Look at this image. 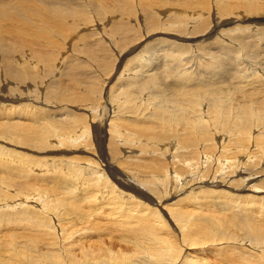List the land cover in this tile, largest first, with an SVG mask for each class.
<instances>
[{"label": "rangeland", "instance_id": "374dc122", "mask_svg": "<svg viewBox=\"0 0 264 264\" xmlns=\"http://www.w3.org/2000/svg\"><path fill=\"white\" fill-rule=\"evenodd\" d=\"M15 1H16V6L19 5L20 0H15ZM47 1L48 0H26L24 3L23 2L20 3L22 4V7L17 8V13H19L20 15L21 13L23 14L21 16L18 15L20 16L18 20V24H20V26L24 30L20 28H16L17 24L15 23L17 22H14L13 24L11 23V21L10 23H4V26H6L4 27V29H6L5 30L6 35H4V37L8 39L9 41L10 40L11 41L9 42L8 40L7 41L5 40L3 42V45H0V67H1L0 68V116H3L4 114L3 117H5L6 116L5 113L8 112L7 110L12 111L13 109L12 107H15L13 111H17V109L22 108L24 104H29V105L32 104L33 108H35L36 106H40L41 111L39 110V108L36 109L38 111L37 114H39V117H41V120L39 119V117L36 118L39 121H42L43 117L46 118L48 116L44 114L45 113L44 109L48 111L49 116H52L51 117L52 119L48 118V122L47 121L46 122L48 125H51V123L53 126L55 125L52 129L59 130V131L74 129L76 127V124L82 121L85 123L88 122V125L86 124V126L90 128L91 132L87 131L88 135L90 136L88 140L85 139L82 142L81 141L77 142V144H79L78 148L71 147L72 142L67 143L66 148L69 149L70 153L65 152V149L62 148V146H60L61 148L56 147V145L53 148L49 146L35 147L32 143H28L27 145H24V146L23 145L18 146V145H15L14 143L9 144L5 142L4 139L0 138V144L3 145V147H0V149H3V150L13 149L23 159L24 163H26L27 160H31L27 158V155H29L30 157H36V159H39L40 157L43 160L46 158L56 157L55 158L56 164L59 162L65 164L66 162H69V158L67 157H74L75 158L74 160L77 159L76 162H80L83 159H93L94 161L101 162L103 165L104 164L108 165V162L105 163L106 159L108 158V154L105 151L108 152L106 147L110 143L109 142L110 134L108 133L110 128L108 125L109 121H107V119L109 118L110 113L112 115L114 114L113 112H110V110L114 108L116 109V112H118L119 110L125 109V112H127L126 108L128 106L130 107L134 106L135 109L136 108L138 109L136 110L138 111V113L145 112L146 114H148L147 116H149V114L151 113V110L148 107H151L153 104L158 103L157 101L160 100L161 98L160 95H162V93L160 92H163V91H166V92L172 91L170 93L171 94L174 93L177 99H180V96H179L180 94L188 92L190 93L191 98L187 100H191L194 103L198 102L199 100L205 103L209 99L213 100L214 98L215 100H217L218 98V100L225 101L223 105L227 107L226 109L222 110V112L229 111L234 114L235 113L243 114L244 112L252 109L257 114H255L251 118V121L248 122L249 127H253V125L264 127V82H261L260 84V82H256V81L254 82L252 79H248V77L249 78L251 77L250 76L251 71L246 70V73L244 74V66L246 64L249 65L250 62L253 63L251 64L253 65V67L255 66V70L258 71V73L259 72L261 73V71H263L264 69V63H263L264 62V32L262 33L260 32V30L258 29L259 25H254L255 24L254 22L249 21V20H252L251 17L264 16V12H262L261 14H255L250 11L245 12L242 17L248 18L247 21L242 20V17H240L241 20L239 18L232 19L234 18V16H239V15H236L239 13L235 12L234 10L237 9L236 11H239L241 13V11L251 9V6L248 4L249 0H222V1L221 0L220 1L209 0L210 1L209 4L206 3L207 0H116V1L115 0H104L102 1L103 4H101V0L100 1L97 0L98 2L95 5L91 3V0H84V1L83 0H69L73 2L72 3L68 2L67 4L64 3L66 0H61V1L58 0V2H51L54 0H50V3H47ZM106 2L108 3L109 7L106 8V11H104L103 5H105ZM251 2H253L254 4H258L259 2L264 6V0H251ZM45 3L47 4L44 5ZM80 3H83L82 6L80 5ZM23 4L26 5V8H24L25 6H23ZM241 6H243L244 8ZM36 7H38V9ZM114 9L115 11L113 12ZM200 10H205L206 14L209 12L208 13L209 20L205 21L203 17L195 16L196 15L195 13L197 12H194V11L200 12ZM28 12H31L29 14H32V15H29V17H31L30 21L32 22V24L21 22V19H20L21 17L27 19ZM106 12H108L107 15H106ZM214 12L217 13L220 17H222V19H232L233 20L232 23L230 24H228L227 20H224L223 22L226 25H223L224 28L221 27L219 29L220 33L218 30H217L218 32L215 30L217 27L213 30L214 27L212 25V19L214 20V18H212V13L214 14ZM110 14L111 15L113 14L114 16H111ZM64 16H65V19L66 18H69V19H66L67 22L65 23V25H62L61 23H62ZM110 17H112V19H110ZM72 18L73 20H71ZM55 19L56 21L53 22V20ZM227 26H229V28H227ZM230 26H232V28L235 26V29L228 31L230 29ZM256 28L259 31H257ZM67 29L69 30L67 31ZM209 29H211V31L212 30L214 31L213 33L214 36L210 37L209 39H205L206 37L204 35L203 36L204 38H201L202 37L201 35H203L205 32L208 33ZM186 35H190L191 37H194L191 39V42H200V43L209 42V44H200V46L197 44L196 46L198 47V49L195 50V53L191 54L190 56H187L188 54H187L186 48L192 46L193 44L184 45V44H187L188 42L181 40V39H184L183 37ZM173 39L175 40L176 43L180 45L179 46L180 48L175 47L171 44L166 45V43H164V41L170 42V40L172 41ZM147 42L149 43L150 46H155V47L150 48V50H152L151 53L153 55L151 53H147V55L151 57L150 60L153 59L152 60L153 62L150 61L148 66H146L144 69L145 70L151 69V66H150L151 63H152V67L153 68L155 67L154 69L158 68V65H161V68L159 71L154 70L155 73L153 72V75L158 79V81L156 79L154 80L156 82H159V88L155 90H153L154 87L152 88V85H150L151 83L148 84L147 85L148 87H146L145 89L143 88L142 90H139L141 88L140 84H142V82L146 83L147 80H149L148 79L149 76H146L145 74L141 75L139 73L141 70H139L135 65V63L137 64L139 59L142 62H144L141 57H138L135 63H134V59L132 60V58H134L137 55V53L141 50V48L148 45ZM161 42H162V46L164 44L167 47L166 48L164 46V49L167 52L170 51L169 53H171L172 51L173 54L175 52L179 53L178 56L180 55L179 56L180 60H177L178 64L177 62L174 63L175 67L170 65L169 68H166L167 66L165 65V63L169 62L172 59V56H169V53L168 55L166 53V56L164 55V49L162 51L160 47ZM157 47H160V49ZM205 50L206 52H204ZM181 52L182 53L185 52L186 54L185 53L182 54ZM218 59H222L223 60L222 63L224 64L222 65L221 62L218 61ZM249 60L251 61L249 62ZM15 61H21L23 65L20 67V65L16 64L17 62ZM190 61H192L191 62L192 64L189 63ZM202 61H207V63L208 62L210 63L206 64ZM162 62H163V65H162ZM180 66H182V68ZM218 67H219L218 70L213 71L217 69ZM164 69L167 71L165 72ZM187 70L188 72H186ZM124 71H126L127 73L123 74L122 72ZM211 71L213 72L210 73ZM135 74H137L138 77L139 76L140 77L139 78L137 77L135 81L134 79L129 80V83L127 81V84H132L138 81L136 83V85L138 86L135 85L136 87H134L132 90H129V88H131L130 86L132 85L125 84L124 82L125 78L127 76L129 78L131 76H136ZM118 75H120L121 78H117V77H120ZM21 76H23V78H21ZM161 77H163L164 80ZM244 81H248L249 83H252V84H249L244 87L243 86L245 85L243 84ZM114 82L115 83L121 82V84L118 85L119 91H115L118 88L117 86L115 85L111 86L112 83ZM120 90H123L122 91L123 93L120 92ZM134 90L137 92L135 93ZM125 91H129V93H134L135 95L138 94L137 95L138 101H136V104H134L135 102H132V101L130 102V104H129V101H118L115 98L117 97L119 98V100H122L123 98L127 97L129 94L128 92H125ZM119 92L123 95H120ZM145 92H146V95H145ZM75 95L77 98L75 97ZM140 95H143L144 98L147 100L146 104L148 105V107H146V105H144L142 102L139 101V99L142 100L143 98V96L141 97ZM163 97L165 96L163 95ZM149 98L152 99L153 101L152 103H150L151 99L149 100ZM80 101H82V103ZM69 102L70 103L72 102V104H70ZM77 102H78V105H77ZM216 102H218L217 103L218 109L222 108V106L219 105L220 102L219 101H216ZM210 105L211 106L209 108H205V110L203 111L183 112V115L181 117H177L176 120L172 119L169 122H163V123H161L162 121L160 120L158 121L159 122L158 124L152 123V125L157 127V130L162 129L163 131H166V134L161 133V135H164L165 139H171L170 137L174 135L173 133L174 129L181 130L186 127L188 128L193 127V130H196V128L198 127V124L193 125V124L186 123L184 120L185 116L199 115L203 117L204 119L213 120L214 108L217 105L215 104V107L211 103ZM138 113L133 117L135 119L141 118L139 120V124H140V122L145 121L146 118L143 119L144 117H140ZM171 113H174V112H171ZM81 114L87 117L85 118L83 115L81 116ZM14 115L16 116V114ZM217 116H218L217 121H214L211 123L208 122L209 125L207 128L199 129L200 130L199 132L192 133L191 137L187 138V140H184L185 143H190V144H187L186 147L188 148L185 151H188V152L190 151L191 153L189 152L190 153L189 154L188 152L186 153L183 151L181 154L184 156L182 157H184L185 159L191 158L192 156H195L198 153H200V160L195 162L196 164H199V165L194 166L197 171V172L195 171V176L193 177L189 174H184L187 176L176 174L175 178L177 180H175L173 178L174 174L173 175L171 174L170 177L168 176L167 179H166L165 174H162L163 181L162 183L158 181L159 185L156 186L157 189L155 192V196L158 199L159 198L162 199L163 204L165 203V205L174 203L173 206L174 207L176 206L175 208H177L178 206V211H179L177 212L178 215H180L179 213L183 212V209H191L195 207L194 206V207L183 208L181 206L183 204L185 205L190 204L191 202L188 203L185 200L189 199L191 196L193 198L196 197L199 200H201L202 201V204H200L201 206L204 205L200 209L197 208L195 210L196 211L194 212V216L196 217L195 220L185 223L186 225H180L179 223L180 236H182L180 245L178 246L179 252H181L182 249L185 252H188L190 249H192L189 245L186 244L184 240L183 233L181 231L182 227L191 228L193 229V231H196L198 229L202 230L200 227L206 224H210V223L212 224L213 222L218 223V219L215 218V215L218 212L221 214H224L225 211H232L234 213V210L239 209V208H235L234 210H230V209H233L234 207L232 208L229 207L230 205H228L227 203L230 200L229 197H221V198L215 197V196H211L212 193L219 194L221 192L222 193L229 192L230 196L233 197L234 195V198L235 197L239 198V201L241 202H242V197L247 196V195L249 197L252 195V200L253 198L255 199L256 196H260V195L263 196V197L261 196L259 197L260 200L264 198V182H263L264 181V172H263V169H264V162H263L264 161L263 160L264 140H262L261 138L258 141L261 143V145L255 148L252 146V143L249 144L250 138L246 142L245 138H247V136H245V134H244V137L233 136L229 139L228 138L229 133H227V131L233 128V127H228L232 124V122H234L233 118H232L233 121L229 119L231 121H226V122H223L222 125H219V123H221L222 118L219 117L218 114ZM10 117H11V114L9 113L6 119H3L1 117L0 121L3 120L7 122V120L13 121L11 120L12 118H14V120L19 119L18 116L12 117V118ZM120 125L123 128H128L127 122L121 123ZM220 126H222V128ZM167 129H170L169 134H167L168 133ZM260 131L257 130L254 133L257 134ZM154 135L155 133H153V131H149L148 135H144V136L148 137V136H154ZM263 135H264V132L262 133V136ZM144 143H146V141ZM150 144H152V142ZM134 146H137V145H134ZM126 147L128 149L126 148L125 150H123L122 148L121 151L124 152L126 155L133 154L134 159L137 161L138 158H140L141 156V154L139 153L141 150L137 152V150H135L136 148L133 149V146H131L130 144L126 145ZM154 147H155L154 149L158 151V153H155V156L154 158L152 157V160H149L148 158L146 160L142 159V161H145L144 166L146 167L150 163L154 164V161L155 162L157 161L158 163L165 162L167 167H169V169H172L173 163H174V161L172 162V159L174 156L172 152H175V149L172 147L170 149L172 152H170L169 156L168 155L165 156L166 159H164V156L162 157V155L160 154L159 147L156 145H154ZM244 147L246 148L244 149ZM199 148L201 149L200 151H199ZM78 149H80V154L78 155H82V156H77ZM50 150L51 151L53 150V151L51 152ZM250 150L251 151L253 150V155H255L257 159L260 158L259 160L261 162H258V166H257V169H258L257 171H259L258 174H254V173L248 174L250 171L249 172L246 171L243 165H240L238 167V169H240L239 171L236 170L239 162L243 160L244 155L251 152ZM175 153H178V152H175ZM206 154L212 157L207 163H206V160L202 158V156H206ZM115 155L116 156L113 155L114 156L113 158L117 159L118 154H115ZM216 156L218 157L214 158ZM218 158L219 160H221L220 163L218 161ZM63 159L65 161H63ZM123 159L124 158L121 157L120 159L121 162ZM43 160H40V161H43ZM8 161H10V163ZM217 161H218L219 166H217L218 165ZM113 162L114 163L111 164V166L109 165V167L111 168V172L113 173L111 174V176L113 177L112 179L115 178L113 183L120 190L123 189V190L129 191L128 189L122 187L121 185L122 181L119 179V177L123 179L128 178L131 182L133 181L132 174H119L120 169L116 166L117 164L116 161H113ZM50 163H54V162L50 161ZM20 165H22V167H20ZM4 167H6L5 170L1 169L0 167V181L1 180H3L4 182L8 181L11 183V185H13L12 183H15L13 187L16 186L17 191L20 188L19 191L25 193L26 200H27V197L33 198L37 195V193H34V191L31 190L33 186L36 185V184L34 185L31 183V181L35 182L34 180V178H36L34 177L35 175L36 176L38 175V178H39V181H37L36 183L38 184L42 183L40 184L41 186L42 185L45 186V183H46V187H48L49 189H51L52 187L55 188L57 186L55 188L56 190H58L56 194L58 192H62L63 191L62 187L68 184L66 183L68 182L67 178L72 179V176L70 174H62L61 172L59 173L54 169H49L48 171L36 169V172L35 171L33 172L31 170H28L26 172V169H27L26 166L24 164H20L19 161H14L13 159H7V162ZM45 167L48 168V165H46ZM208 168H210L211 170L220 168L223 174L220 172L218 173L219 175L216 174L215 175L216 177H213V176H210L212 174L208 175L205 173H201V172L206 171ZM230 169L232 171H230ZM251 169L253 170V171L251 170V172L256 171L255 167ZM145 171L150 172V174H160L161 173L158 169H156V172H155L154 169H146L144 167L134 168V172L143 173ZM183 171H184L183 169H180V172H183ZM109 172H110V169H109ZM49 179H51V182H53L55 187L53 185L51 186L49 185V181H50ZM55 180L58 183H55ZM184 180H188V183L186 184L182 183ZM209 180L210 182L213 180L212 186L210 183H208ZM168 182H170L171 185ZM23 183H25L24 184L25 188L23 187ZM192 183H194V185ZM188 184L190 186H188ZM25 185H27L28 187H26ZM253 185L254 186L256 185V187H254ZM140 187L146 192V194L149 197H151L152 199H155V202L152 199L148 200L149 205H155L156 207L161 208L156 203V197L153 196L154 193H151V189L149 188L150 190L146 191L144 184H141ZM183 188H186V189H183ZM212 189L215 192L216 191L217 192L215 193L214 191H212ZM12 190H15V188H12ZM205 190L206 192H204ZM41 191H45V190L42 188ZM208 192H210L211 194ZM206 194L208 195L210 194V196H207ZM11 195L13 197L17 196V194H9L10 198H12ZM48 196L50 195H47V197ZM131 197L132 196H129V199ZM213 198H218L217 199L219 200L218 202L217 200H215L217 202V205L219 204L218 206L216 204L214 205L209 202ZM205 200L207 203L204 202ZM177 204H180V205H177ZM210 204L212 208L210 207ZM205 205L209 206V210H207ZM163 208H164V205L162 206L161 209ZM205 209L207 210V212L203 211ZM76 213L74 214L77 215ZM238 216L239 218L237 217V226H242V229H243V230L239 229L240 236L244 234H251V231H250L251 228L258 227L257 224L260 225L264 223L263 221L264 215L259 216L257 214V216L260 217V218L257 217V220L249 219L247 217L240 218L241 215L239 214ZM167 217H170V215L167 214ZM0 221L4 225V229H5V230L2 228L0 229V231H2L1 237H3L6 232L8 234H11L13 237L15 234L16 238H19L20 242L17 241L15 237H14V240L18 243V245L20 246L19 249L21 250L20 252L21 254H16V251L18 249L12 248L14 247L13 245L9 244L10 247L8 250H7V246H6V249L3 248V250L1 249V246H0V250H1L0 260H6L8 264L9 263L15 264V261H16V264H28V263L29 264H32V263L33 264H65L66 263L63 255L57 256L56 258H50L51 255H49V253L45 255V253L43 252V250L46 247L45 243H43L45 242V240H43L42 243L40 242L42 245V246L40 245L41 248L37 245L38 242L40 241L38 238L37 240L39 241L36 244L37 248L35 247V245H32V241L35 240L34 237L36 236L35 227L29 224H26L22 221L16 220L12 217H9V218L5 217L4 210L1 207V205H0ZM254 222H257V224L253 225ZM19 224H24L28 226L29 228L23 230V228L21 229V227L24 225L20 226ZM31 228H32V233L30 232ZM75 228L77 227L75 226ZM172 230L174 234L178 232L176 228L175 229L173 228ZM233 237L237 239L235 236ZM179 238L180 237L178 235L177 239ZM250 239H252L253 241L255 240L254 237ZM214 241H215L214 239H211L209 242H214ZM106 242L109 243V240H107ZM21 244L24 245L23 248ZM211 244L212 243H207L205 246L209 247ZM28 245H32L34 246V248ZM227 249H232V247H227ZM248 249L250 248L248 247ZM37 250L42 251L43 254H40V252L38 251V253L40 254L39 256V254L36 253ZM45 250H47V248ZM8 251L10 253H8ZM195 251L198 252V250H195ZM204 251L208 252L209 254H212L213 249L209 247V248H205ZM59 253L62 254V252H59ZM77 253L79 254V252ZM227 253L231 255L232 257L230 264H233V263L246 264L247 263L246 262L247 259H245V257L243 256L245 255V252L233 253V251H228ZM78 254H77V257L79 256ZM36 255L38 256V259L36 258L37 257ZM222 255L223 254H219V257L222 258L223 257ZM199 256L202 257L203 259H207L209 255L205 256V255L199 254ZM58 257L60 259H58ZM33 259H35V261ZM31 260H33L34 262ZM69 260L71 259L69 258ZM30 261L32 263H30Z\"/></svg>", "mask_w": 264, "mask_h": 264}, {"label": "bare ground", "instance_id": "6f19581e", "mask_svg": "<svg viewBox=\"0 0 264 264\" xmlns=\"http://www.w3.org/2000/svg\"><path fill=\"white\" fill-rule=\"evenodd\" d=\"M25 1L26 0H20L19 5H17L18 6L17 7L15 0H0V45H3V42L5 40L6 41L8 40L4 37V35H6V32H5L6 29H4V27H6V26H4V23H10V21H11V23L13 24L14 22H17V23H15V24H17L16 28H20V29L24 30L20 26V24H18L19 17L23 13H21V15L19 13H17V8L22 7V4H20V3H22V2L24 3ZM48 1H47V3H50V0H48ZM102 1H104V0H101V4H103ZM218 1H220V0H218ZM51 2H58V0H54ZM68 2L72 3L73 1L66 0L64 3L67 4ZM97 2H98L97 0H91V3H93L94 5ZM209 2L210 1L207 0L206 3L209 4ZM41 3H43V2H41ZM47 3H45L44 5H46ZM82 4L83 3H80L81 6H82ZM215 4H217V3H215ZM248 4L251 6L252 10L249 9V10L241 11V13H240L239 11H236L237 10L236 9L234 11L239 13V14H236L239 16H234V18H232V19H235V18L240 19V17H242L243 14L245 12H248V11L253 12L255 14H261L262 12H264V6L261 3L258 2V4H254L253 2H251V0H249ZM23 6H25L24 8H26V5L23 4ZM103 6H104V11H106V8L109 7L107 2ZM230 7H232V6H230ZM241 7H243V6H241ZM36 8L38 9V7H36ZM45 10H46V8H45ZM114 11H115V9L113 10V12ZM42 12H43V10H42ZM97 12H98V10H97ZM194 12H197V13H195L196 17H198V16L203 17L205 21L209 20V18H208L209 12L207 13L208 15L205 13L206 12L205 10H200V12H198V11H194ZM29 13H31V12H28L27 19L23 18V17L20 18L21 22L32 24V22L30 21L31 17H29V15H32V14H29ZM44 13H46V12H44ZM69 13H71V12H69ZM107 13L108 12H106V15H107ZM117 13H119V12H117ZM18 15H20V16H18ZM111 16H114V15L112 14ZM149 16H151V15H149ZM212 18H214V20L212 19V25L214 27L213 30L217 27L215 29L216 31L217 30L219 31V29L221 27L224 28L223 25H226L223 22L224 20H227L228 24L232 23V21H233L232 19H222V17H220L215 12H214V14L212 13ZM66 19H69V18H66ZM66 19L64 16L62 23H61L62 25H65V23L67 22ZM110 19H112V17H110ZM251 19L252 20H249V21L254 22L255 23L254 25H259L258 29L260 30V32L261 33L264 32V16L251 17ZM71 20H73V18ZM242 20L247 21L248 18L242 17ZM2 21H4V22H2ZM54 21H56V19L53 20V22ZM204 24H206V23H204ZM33 26H34V24H33ZM47 27H46V29H47ZM68 27H69V25H68ZM38 28H40V27H38ZM227 28H229V26H227ZM211 29H209L208 33L205 32L203 35H201L202 36L201 38H204L203 37L204 35L206 37L205 39H209L210 37L214 36L213 35L214 31L212 30L213 31L212 32ZM233 29H235V26L233 28H232V26H230V29L228 31H231ZM68 30L69 29H67V31ZM199 30H201V29H199ZM256 30H257V28H256ZM259 30H257V31H259ZM223 32H225V31H223ZM219 33H220V31H219ZM66 38H68V37H66ZM183 38L184 39H181V40L188 42L187 44H184V45H192L193 44L192 46L186 48L187 54H188L187 56H190L191 54L195 53V50L198 49V47L196 46L197 44L199 46H200V44H209V42H204V43L191 42V39L194 37H191L190 35H186ZM221 42H223V41H221ZM164 43H166V45L171 44L175 47L180 48L179 47L180 45L178 43H176L174 39L172 41L170 40V42L164 41ZM147 44L148 45L141 48V50L137 53V55L134 58H132V60L134 59V63H135V61H137L138 57H141L143 59L144 62H142L139 59V61L137 62V64L135 63V65L139 70H141L139 72L141 75L145 74L146 76H149V78H148L149 80H147L146 83L142 82V84H140L141 88L139 86V88H140L139 90H142L143 88L145 89L146 87H148L147 85L150 83H151L150 85H152V88L154 87L153 90L159 88V82H156L154 80V79H156L158 81V79L153 75V72L155 73L154 70L159 71L161 68V65H158V68L154 69L155 67L153 68L152 63H151L150 64L151 69H148V70L144 69L146 66H148L150 61L153 60V59L150 60L151 57L148 56L147 53H151L152 50H150V48L155 47V46H150L148 42H147ZM217 45H218V43H217ZM164 46H165L164 44L162 46V42H161L160 47H161L162 51L164 49ZM160 47H157V48L160 49ZM177 51H178V49H177ZM169 52L170 51L167 52L164 49V55L165 56H166V53L168 55ZM204 52H206V50ZM183 53H185V52H183ZM178 54L179 53H177V52H175L173 54L172 51H171V53H169V56H172V59L169 62L165 63V65L167 66L166 68H169L170 65L175 67L174 63H176L177 60H180V58H179L180 55L178 56ZM200 59H201V57H200ZM192 61H193V59H192ZM192 61H190L189 63L192 64L191 63ZM218 61L221 62L222 65L224 64V63H222L223 62L222 59H218ZM250 61L251 60H249V62ZM15 62H17L16 64H19L20 67L23 65V63L21 61H15ZM194 62H196V61H194ZM202 62H204L206 64L210 63V62L207 63V61H202ZM249 62H247V63H249ZM251 63L252 62H250L249 65L246 64L244 66V74L246 73V70L251 71V74H250L251 77L250 78L248 77V79H252L254 82L255 81L260 82V84H261V82H264V69H263V71H261V73L260 72L258 73V71L255 70V66L253 67V65H252L253 63L252 64ZM177 64H178V62H177ZM162 65H163V62H162ZM183 65H185V64H183ZM180 67L182 68V66H180ZM218 69H219V67L213 71H216ZM260 70H262V69H260ZM166 71L167 70H165V72ZM213 71H211L210 73H212ZM160 72H162V71H160ZM186 72H188V70ZM122 73L125 74L127 72L124 71ZM21 75H23V74H21ZM135 75L136 76H131L130 78L128 76L126 78L124 77L125 78V81H124L125 84H127V81L129 83V80L134 79V81H135V79H137V77H138L137 74H135ZM15 76H16V74H15ZM118 76H120V75H118ZM21 78H23V76H21ZM112 78H110V79H112ZM117 78H121V76L117 77ZM161 78L163 79V77H161ZM137 82H134V83L131 82L132 84H127V85H132V86H130L131 88H129V90H132L134 87L138 86V85H136ZM120 84H121V82L120 83L114 82V83H112L111 86L115 85L118 87V85H120ZM243 84H245V85H243ZM243 84L242 85L245 87V86L252 84V83H249L248 81H244ZM150 85H149V87H150ZM161 89H162V87H161ZM166 90H168V89H166ZM115 91H119V87ZM122 91L123 90H120V92H122ZM125 92H128L129 95L127 97L123 98L122 100H119V98H117L115 96L114 97L118 101H129V104L132 101V102H135L134 104H136V101H138V97H137L138 94L135 95L134 93H129V91H125ZM136 92L137 91H135V93ZM163 92H160V93H162V95H160L161 98L159 101H157L158 103L153 104L151 107H148V105L146 104L147 100L144 98V96L140 95L141 97L143 96V98H142V100L139 99V101L142 102L144 105H146V107L150 108V110H151V113L149 114V116H147L148 114H146L145 112H139L138 113V111H136L138 109L137 108L135 109L134 106L133 107L128 106L126 108L127 112H125V109L119 110L118 112H116V109H114V108L110 110V112H113L114 114L112 115L110 113L109 118L107 119V121H109L108 125L110 128V130L108 132L110 134L109 135L110 136V139H109L110 143L106 147L108 152L107 151H105V152L108 154V158L106 159L105 163L108 162V165L107 164L103 165L101 162L94 161L93 159H83L80 162H76L77 159L74 160L75 159L74 157H67V158H69V162H66L65 164L60 163V162L56 164L55 163L56 157L53 158L50 156L51 158H46L43 160L40 157H39V159H36V157H30L29 155H27V158L31 159V160H27V162L24 163L23 159L13 149H8V150L0 149V167H1V169L5 170L6 167H4V166L7 162V159H13L14 161H19L20 164H24L27 168L26 172L28 170L36 172V169L47 170V171L49 169H54L59 173L61 172L62 174H70L72 176V179L67 178L68 182H66V183H68V184L66 186L62 187L63 191L58 192L56 194V192L58 190H56L55 188L57 186L55 187L53 182H51V179H49L50 180L49 185L50 186L53 185L55 188L52 187L51 189H49L48 187H46V183H45V186H43V185L41 186L40 184H42V183H39V184L36 183L37 181H39V178H38V175L37 176L35 175L34 176V177H36V178H34L35 182L31 181V183L34 185L36 184V185L33 186V188L31 190L34 191V193H37V195L33 198L27 197V200L25 199V193L19 191L20 188L17 191L16 186L13 187V185L15 183H12L13 185H11L10 182H8V181L4 182L3 180H1L0 181V205L4 210L5 217H7V218L12 217L16 220H19V221H22L26 224L34 226L36 229L35 230L36 236L34 237L35 240L32 241V245H35L36 248L38 245L41 248V246H42L41 243L43 242V240H45V242H43V243H45V246H46V247L45 246H43V247H45V249L47 248V250H45V249L43 250L45 255H47V253H49V255H51L50 258H56L57 256L63 255L65 258V261H66L65 264H230L232 257H231V255H229L227 253L228 251H233V253L245 252V255H243V256L245 257V259H247L246 264H264V223L258 225L257 222H254L253 225L257 224L258 227L251 228V230H250L251 234H244L242 236H240V230H243L242 226H237V217L239 218L238 214L241 215L240 218L247 217L249 219H254V220H257V217L264 215V198L262 200L259 199V197L261 195L256 196V198L255 199L253 198V200H252V195L249 197L248 195L244 196V194H243L244 197H242V202H241V201H239V198H236V197L234 198V195H233V197L230 196L229 192L228 193H224V192L222 193L221 192L219 194H213L211 191L210 192L212 194L210 192H208L211 194V196H215V197H220V198L221 197H229L230 200L227 203H228V205H230L229 206L230 208L234 207L233 209H230V210H234L235 208H239V209L234 210V213L232 211H225L224 214H221L219 212L217 214L215 213L216 214L215 218L218 219V223L216 222L217 223L216 224L213 222L212 224L211 223L206 224V225L200 227L202 230H199V229L196 230L198 233L196 231H193V229H191V228L182 227L181 231L183 233L184 240H185L186 244L192 248L188 252H185L183 249L181 250V252H179L178 246L180 245V241L182 239V236H180V231H179V223H180V225H186L185 223H188L189 221L195 220L196 217L194 216V212H196L195 210L197 208L200 209L201 207L204 206V205H202V206L200 205V204H202V201L196 197L193 198L191 196L192 198L190 197L189 199L185 200L188 203H190V202L191 203L188 205L183 204L181 206L183 208L194 207V206L195 207L191 208V209H183V212L179 213L180 215H178V213H177V212H179L178 206H177V208H175L176 206L175 207L173 206L174 203H170L168 205L167 204L165 205V203L163 204L162 199L159 198L160 199L159 200L155 196V192L157 189L156 186L159 185L158 181H160L161 183L163 181L162 180V174H165L166 179L168 176L170 177L171 174L172 175L174 174L173 178L175 180H177L175 178L176 174L177 175L189 174L193 177L195 176L196 169L194 166L199 165V164H196L195 162L200 160V153H198L195 156H192L193 158L191 156H190L191 158H186V159L184 157H182L184 155H182L181 153L183 151L187 153L188 151H185V150L188 147H186V146H187V144H190V143H185L184 140H187V138L191 137L192 133L199 132L200 131L199 129L207 128L209 125L208 122L211 123V122L217 121V118H218L217 114L219 115V117L222 118L221 123L218 122L219 125H222L223 122L231 121L232 118L234 120V122H232V124L230 126L227 125L228 127H233V128H231V130L227 131V133H229V136H228L229 139L233 136L244 137V134H245V136H247V138H245L246 142L250 138L249 144L252 143L253 147L256 148L259 145H261V143L258 141L261 138H262V140H264V135L262 136V133L264 132V127L254 126L253 124H252L253 127H249V123H248L251 121V118L257 113L252 109L244 112L243 114H238V113L234 114V113H231L229 111H223L222 112V110L226 109L227 107L223 105V103L225 101L218 100V98H217V100H215L214 98H213V100L209 99L205 103L200 101V100L198 102L194 103L191 100H187V99L191 98L190 93H188V92L180 94L179 95L180 99H177L175 97L174 93L171 94L170 92H172V91H167V92L163 91ZM120 95H123V94L120 93ZM145 95H146V92H145ZM151 95H152V93H151ZM151 95H149V96H151ZM163 95L165 97H163ZM87 96H89V95H87ZM75 97H76V95H75ZM80 98H81V96H80ZM65 99H67V98H65ZM150 99L151 98H149V100ZM76 100H78V99H76ZM72 101H73V99H72ZM216 101L220 102L219 105H221L222 108L218 109V104H217L218 102H216ZM78 102H77V105H78ZM80 102L82 103V101H80ZM152 102L153 101L151 99L150 103H152ZM210 103L214 107H215V104L217 105L215 108L213 107L214 108L213 120L204 119L203 117H201L199 115L185 116L184 117V120L186 123L193 124V125L198 124V127L196 128V130H193V127H189V128L186 127V128L181 129V130L174 129L173 130L174 135L172 137H170L171 139H165L164 135H161V133L166 134V131H163L162 129L157 130V127L152 125V123L158 124L159 123L158 121H160V120L162 121L161 123L169 122L172 119L176 120L177 117H181L183 115V112L203 111V110H205V108H209L211 106ZM70 104H72V102ZM118 104H119V102H118ZM30 105L24 104V106L20 109H17V111H13V109L15 107H12L13 108L12 111L7 110L8 112L5 113V115H6L5 117H3L4 114H3V116H0V118L2 117L3 119H6V117H8V115L10 113L11 114L10 118L16 117V116H18V118H19L18 120H14V118H12L11 120H13V121L7 120V122L3 121V120L0 121V138L1 139H4V141L9 143V144L14 143L15 145H18V146H21V145L24 146V145H27L28 143H32L35 147L49 146V147L53 148L55 145H56V147L62 146V148L65 149V152L70 153L69 149L66 148L67 143L72 142L71 147L78 148L79 144H77V142H79V141L82 142L85 139L88 140V138L90 137L88 135L87 131L91 132V130H90V128H88L86 126V124L88 125V122L85 123V122L80 121L76 124L75 128L73 127L74 129H70V130H62V129H61L62 131L55 130V129H52L55 125L53 126L52 123H51V125L47 124L48 118L52 119L51 118L52 116H49L48 111H46V109H44L45 110L44 114H46V116L47 115L48 116L46 118L43 117V120L39 121L38 119H36L37 117H39V114H37L38 111L36 109L39 108V110L41 111L40 106H36L35 108H33L32 104H30ZM125 105H127V104H125ZM105 107H107V106H105ZM9 108H11V107H9ZM5 109H6V107H5ZM130 110H132V111H130ZM142 111H143V109H142ZM171 112H174V113H171ZM137 113L140 115V117H144L143 119L146 118V120L140 122V124H139V120L141 118L135 119L133 117ZM14 114H16V116ZM70 115H71V113H70ZM82 115L83 114H81V116ZM39 119L41 120V117H39ZM229 119H231V120H229ZM91 120H92V118H91ZM124 122L128 123V128H123L120 125L121 123H124ZM94 123H95V121H94ZM70 124H72V123H70ZM95 125H97V124H95ZM220 127L222 128V126H220ZM255 127H257V128H255ZM251 128H252V130H251ZM87 129H89V130H87ZM257 130L258 131L261 130V131L258 132L257 134H255L254 132ZM149 131H153V133H155V135L145 137L144 135H148ZM167 131H168L167 134H169L170 129H167ZM145 141H146V143H144ZM151 142H152V144H150ZM246 142H244V143H246ZM129 144L131 146H133V149L136 148L135 150H137V152H139L141 150L139 152L141 154V156H140V158H138V156H137V158H138L137 161L134 159L133 154L132 155H130V154L126 155L124 152L121 151L122 148H123V150H125L127 148L126 145H129ZM134 145H137V146H134ZM154 145L159 147L160 154L162 155V157L164 156V159H166L165 156L170 155V152H172L170 149L172 147L175 149V152H178V153L172 152L174 154V156H173L174 160L172 159V162L174 161L172 169H169V167H167L165 162L158 163L157 161L156 162L154 161V164L150 163L148 166H146V167L144 166L145 161H142V159L146 160L148 158L149 160H152V157L154 158L155 153H158V151H156L154 149L155 148ZM0 147H3V145L0 144ZM233 148H235V147H233ZM245 148L246 147H244V149ZM59 150H61V149H59ZM200 150L201 149L199 148V151ZM78 154H80V149H78L77 156H82V155H78ZM115 154H118L117 159L113 158L114 156H116ZM235 154H236V152H235ZM121 157L124 158L122 160V162L120 160ZM217 157L218 156H216L214 158H217ZM202 158L205 159L206 163H207L212 157L209 156L208 154H206V156H202ZM229 159H230V157H229ZM259 159H257V157H255V155H253V150H252L250 153L244 155L243 160L241 162H239L236 170L239 171L240 169H238V167L240 165H243L245 167L246 171H248V172L250 171L248 174H253V173L258 174L259 171H257L258 170L257 166H258V162H261ZM40 160H43V161H40ZM263 160H264V158H263ZM50 161H53L54 163H50ZM57 161H59V160H57ZM63 161H65V160L63 159ZM113 161H116V163H117L116 166L120 169L119 174H132V180L135 182H133V181L130 182V180L128 178L123 179V178L119 177V179L122 181L121 182L119 180L121 182L122 187L128 189L129 191L123 190L121 188L123 190L122 191L119 188H117V186H115V184L113 183L115 178L112 179L113 177L111 176V174H113V173L111 172V168L109 167V165L111 166V164L114 163ZM218 161L220 163L221 160H219V158H218ZM218 161H217V164H218ZM255 161H257V162H255ZM8 162L10 163V161H8ZM222 163H224V162H222ZM7 165H9V164H7ZM46 165H48V168L45 167ZM217 166H219V164ZM20 167H22V165H20ZM135 167H144L146 169H154L155 172H156V169H158L161 173L160 174H150V172H147V171H145L143 173H138V172H134ZM254 167L256 168V171L251 172V170H252L251 168H254ZM210 168H211V166H210ZM210 168H208L206 171L201 172V173H205L208 175L212 174L210 176L216 177L215 175L222 171L220 168L219 169H212V170ZM109 169H110V172H109ZM180 169H183L184 171L180 172ZM230 171H232V170L230 169ZM263 172H264V169H263ZM208 175H206V176H208ZM120 176H122V175H120ZM184 176H187V175H184ZM5 178H7V177H5ZM44 178H46V177H44ZM215 179H217V178H215ZM188 180H184L186 182L183 181L182 183L186 184V183H188ZM43 181H44V179H43ZM243 181H245V180H243ZM29 182H30V180H29ZM217 182H218V180H217ZM55 183H58V182L55 180ZM131 183H133V184H131ZM168 183L170 184V182H168ZM208 183H210L212 186L213 180L211 182L209 180ZM220 183H221V181H220ZM24 184L25 183H23V187H24ZM141 184L145 185L146 191H149L151 189V193H154L153 196L156 197V203L161 208L164 205L163 209L156 207L155 205H149L148 200H151L152 198L149 197L143 189H141V187H140ZM192 184L194 185V183H192ZM193 185H191V186H193ZM25 186L28 187L27 185H25ZM188 186H190V185L188 184ZM225 186H226V184H225ZM181 187H183V186H181ZM254 187H256V185ZM12 188H15L16 191L12 190ZM40 188L41 189L43 188L45 191H41ZM197 188H198V186H197ZM183 189H186V188H183ZM212 191H214V190L212 189ZM204 192H206V190ZM172 193H174V192H172ZM9 194H17V196L13 197L11 195L12 198H10ZM58 194H60V195H58ZM210 194L209 195L206 194V195L210 196ZM47 195H50V196L47 197ZM129 196H132V197L129 199ZM261 197H263V196H261ZM217 199L218 198H213L209 202L214 204V205L215 204L217 205V202L219 201ZM152 200H154V202H155V199H152ZM215 200H217V202ZM224 201H226V200H224ZM204 202L207 203L206 200ZM180 204H177V205H180ZM198 206H200V207H198ZM207 206H206V208H207V210H209V206L208 207ZM210 207L212 208L211 204H210ZM202 209H204V208H202ZM163 210H164V212H163ZM207 210L205 209L203 211L207 212ZM210 211H211V209H210ZM212 211H213V209H212ZM76 212H78V213H76ZM197 212H198V210H197ZM74 213H76L77 215H75ZM167 214L170 215V217H167ZM257 214L259 216H257ZM70 215H72V216H70ZM19 225L21 226L24 224H19ZM172 225H174V226H172ZM75 226L77 228H75ZM1 228L4 229V225L0 221V229ZM22 228L24 230V229H27L29 227L24 225L21 227V229ZM173 228L174 229L176 228V230L178 231L176 234L173 233V230H172ZM30 232L32 233V228H31ZM1 234H2V231H0V237H1ZM178 235L180 237L179 239H177ZM233 236H235L237 239H235ZM14 237L17 241H19V238H16L15 234H14ZM14 237L11 234H8L6 232L5 235L0 238L1 249L2 250H3V248L6 249V246H7V250H8L10 247L9 244H11L14 246L12 248L18 249L16 251V254H21L20 253L21 250L19 249L20 246L14 240ZM252 237L255 238L254 241L252 239H250ZM37 238L40 241L37 240ZM211 239H214L215 241L209 242ZM107 240H109V243L106 242ZM37 242H38V244H37ZM207 243H212L209 246L213 249L212 254H209L208 252L204 251L205 248H209V247L205 246ZM32 245H28V246H31L32 248H34V246H32ZM23 246L24 245H22V248H23ZM227 247H232V249H227ZM248 247L250 249H248ZM195 250H198V252H196ZM38 251L39 250H37L36 253H38ZM39 252H40V254H43L42 251H39ZM59 252H62V254H60ZM77 252H79V254ZM8 253H10V252L8 251ZM3 254H2V256H3ZM12 254H13V252H12ZM40 254H39V256H40ZM77 254L79 255L78 257H77ZM199 254H202L205 256L209 255V256L207 257V259H203L202 257L199 256ZM219 254H223L222 255L223 257L220 258ZM8 255H10V254H8ZM8 255H7V257H8ZM45 255H43V256H45ZM17 257H18V255H17ZM33 257H34V255H33ZM41 257H42V255H41ZM36 258L38 259V256ZM69 258L71 260H69ZM58 259H60V258L58 257ZM33 260L35 261V259H33ZM33 260H31V261H33ZM31 261H30V263H32ZM17 262H18V260H17ZM38 262H39V260H38ZM42 262H44V261H42ZM0 263L1 264H8L6 260H0ZM15 264H16V261H15ZM233 264H240V263H233Z\"/></svg>", "mask_w": 264, "mask_h": 264}]
</instances>
